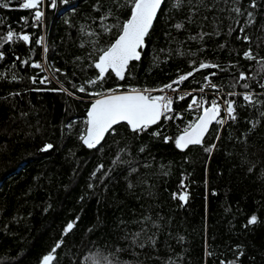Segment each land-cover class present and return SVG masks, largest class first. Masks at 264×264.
<instances>
[{"label": "trees", "instance_id": "1", "mask_svg": "<svg viewBox=\"0 0 264 264\" xmlns=\"http://www.w3.org/2000/svg\"><path fill=\"white\" fill-rule=\"evenodd\" d=\"M20 2L10 0L8 8L0 7V52L4 53L0 60V264H41L61 238L64 243L54 264H88L89 256L103 257L105 264H264V117L259 115L264 105L237 106V121L223 126L218 141L213 129L219 126L214 124L204 140V147L216 144L211 153L200 146L182 151L174 142L164 141L165 136L180 135L193 120L196 112L188 110L192 96L175 101L176 113L183 119L162 122L140 135L118 125L116 134L106 137L103 151L88 149L78 137L95 97L72 85L97 76L90 67L98 55L93 50L106 48L119 34L116 28L105 32L99 16L110 10L106 23L122 24L131 4L129 0H69L67 4L57 0V8L52 9L50 0H43L39 10L45 23L35 27V10L19 8ZM174 2L165 0L141 60L130 65L131 75L119 81L110 74L103 89L98 85L88 91L118 84L125 86L122 90L159 88L201 61L228 70L203 69L180 87L199 89L206 83L205 76L217 72L211 79L224 96L233 90L230 85L241 71L251 75L255 62L242 58L249 45L236 38L238 30L227 35V12H208L198 0L191 4L186 0L179 9ZM258 2L260 7L248 9L255 12L256 24L247 31L253 36V51L264 57V45L257 48L255 43L257 36L264 35L260 31L264 0ZM248 4L243 0V7ZM97 6L101 11L95 10ZM190 8L197 9L191 18ZM217 15L222 21L219 35L215 34L218 22L213 20ZM177 23L184 28L177 30ZM82 26L97 35L87 36ZM9 30L29 34L31 42L14 37L5 43L2 38ZM201 32L208 34L202 40ZM41 37L43 44H37ZM43 55L55 77L49 85L39 83L47 72L31 67ZM23 60L29 64L23 65ZM192 60L196 65H191ZM230 64L237 67L229 68ZM32 77L37 83H32ZM250 83L257 93L264 91L255 80ZM61 85L75 95L54 91ZM206 90L213 93L211 88ZM234 90L246 91L239 85ZM209 94L197 96L209 98ZM232 99L237 105L245 103L240 96ZM250 120L260 121L255 130H250ZM69 123L73 124L70 132ZM156 130L162 135L153 136ZM46 144L54 145L53 149L41 151ZM118 155L121 162L113 165ZM100 164L104 170L92 178ZM185 192L186 203L173 198ZM252 215L257 223L249 225ZM70 222L73 229L63 235Z\"/></svg>", "mask_w": 264, "mask_h": 264}, {"label": "snow or ice", "instance_id": "2", "mask_svg": "<svg viewBox=\"0 0 264 264\" xmlns=\"http://www.w3.org/2000/svg\"><path fill=\"white\" fill-rule=\"evenodd\" d=\"M62 3L67 4L69 0H61ZM131 4V12L128 19L124 20L123 23L117 22L116 24H107L109 16L112 15L111 11L104 12L99 16V24L105 32H111L113 28L118 29L119 34L115 40L106 48L94 49L93 53L98 51V55L95 56L94 62L90 67H94L97 70V76L94 79L85 81L84 84L79 86L73 84L72 87L80 93H85L91 97H95L90 104L87 111V119L83 121L86 125L85 129L79 135V140L88 149H97L103 151V144L106 142V137L109 135L116 134L117 125H126L129 130L140 135L147 132L150 128L155 125H160L162 121H172L176 119H183V114L176 113L174 105L175 101H183L188 96H192V99L188 105L189 111L199 112L200 114L192 122H189L187 127L183 129L180 135L177 137L165 136L164 141L167 143L169 141L174 142L175 147L182 151L188 150L190 147L200 146L204 147L205 137L209 135L210 129L213 124L219 126L213 129L216 133V140L220 139V132L224 125L229 121L236 122L237 116V106L239 107H251L256 108L259 105H264V100L260 97L264 96V91L257 93L250 83V81L255 80L260 89H264V57L258 55V53L253 51L252 43L253 36L247 31L251 29L256 24V14L254 11H249L248 9H257L260 7L258 0H249V4L243 7V0H198V4L202 6L206 11L212 12L215 10L217 13L227 12V17L230 21L228 25L227 35H231L233 32H237V39L242 40L244 43L248 44L249 47L243 52V59L249 62H255V70L251 71V75L241 71L238 77H234L230 88L233 89L221 96V87L212 82L211 77L217 75V72L210 73L209 76H205L204 80L206 83L199 89H194L193 91H198L204 93L206 89L211 88L213 90V98L211 100L206 99L204 96H194L192 92L180 94L179 87H174L182 85L185 81H188L190 77H194L195 73L200 72L203 69H218L220 71H227L228 69L222 68L219 64L209 63L201 61L198 66L193 67L192 71L185 74L178 75L177 79L165 84L159 88L154 89H137L129 88L125 89V86L118 84L114 88L106 90H94L88 91V88H96L99 85L100 89H103V83L109 78L110 74H114L117 80L124 81L127 76L131 75L130 65L134 61L138 62L141 60L143 50L147 47L146 39L153 28L154 21L157 19L158 13L161 12L162 5L165 4V0H129ZM186 0H175L173 3L174 8H181L185 4ZM187 3L191 4L192 0H187ZM43 4V0H21L18 7L24 10H35L34 20L35 25L39 26V22L44 16V12L39 10ZM10 6V0H5L4 3L0 4V7L8 8ZM52 9L57 8V0H50V5ZM96 11H101L100 7L97 6ZM196 8H190V18L192 15L196 14ZM241 18H243V23H241ZM26 19V18H22ZM204 19H207L205 16ZM213 20L217 21V31L216 35L220 34L219 23L222 22L220 17L213 16ZM189 22L191 20L189 19ZM177 30L184 28L183 23H177L174 25ZM82 32H85L87 36L97 35L95 32L85 31L81 28ZM260 31H264V24L260 26ZM207 33H199V39H203ZM17 39L24 43H30L31 37L29 34L24 33H14L9 30L7 35L3 37L5 43L12 42L13 39ZM197 36L191 37L195 40ZM94 43V42H93ZM255 43L257 48L264 45V35H259L255 38ZM37 44H43V37L37 40ZM3 45L0 44V47ZM84 45L81 44V47ZM223 47V45H221ZM48 49L45 46L43 52L47 53ZM163 51V50H161ZM179 52V49H177ZM93 53H89L91 57ZM183 55L184 53H180ZM194 55V54H193ZM4 58V53L0 52V60ZM19 60V57H16ZM155 59H158L156 57ZM23 65H28V60L21 61ZM191 65H196V61L192 60ZM31 67L45 70L44 65L39 62H33ZM237 67V65H229V68ZM55 72H60V69H55ZM260 79H257V78ZM15 79V76L12 77ZM55 78V77H53ZM32 83H37L36 77L31 78ZM48 76H44L39 80V83L46 84L50 83ZM243 82V83H241ZM239 85L246 91L236 92L234 89ZM54 91L67 92L69 95H75V92H69L68 89L61 85L58 89ZM158 92L160 95H153L152 93ZM168 92L176 94L175 97L169 95ZM228 97V98H225ZM242 97L245 102L242 105H237V101L232 99V97ZM223 111L224 115L221 116ZM261 117H264V111L259 113ZM250 125V130H255L259 125L260 121H247ZM73 127L72 123L67 125L69 132ZM153 136L159 137L162 132L159 130L153 131L151 133ZM247 139V137H244ZM54 145L46 144L41 151L47 152L53 149ZM216 148V144L213 143L208 147H204L206 152L211 153ZM124 151V149H121ZM141 152L144 151L143 148L140 149ZM120 161V156L118 155L113 161V165H116ZM104 165L100 164L92 174V178H95L97 173L104 170ZM131 171H136L132 169ZM89 187H92L90 184ZM129 187H132L129 184ZM174 199H179L182 202H187V193L183 194H173ZM257 223V216L252 215L249 220V225H254ZM74 227V223L70 222L66 225L63 235H67ZM136 236L139 233L135 234ZM135 242V239L133 240ZM64 241L61 238L57 241L51 251L44 255L41 260V264H54L57 260V250L60 249ZM154 243V241H153ZM143 247V245H141ZM242 255V253H241ZM88 264H105V259L99 256H89L87 257ZM224 264V262H222ZM235 264V262H231Z\"/></svg>", "mask_w": 264, "mask_h": 264}, {"label": "built area", "instance_id": "3", "mask_svg": "<svg viewBox=\"0 0 264 264\" xmlns=\"http://www.w3.org/2000/svg\"><path fill=\"white\" fill-rule=\"evenodd\" d=\"M44 23H45V19H42V20L39 22V25H41V24L43 25ZM35 27H39V26H35ZM38 62L44 65L45 71L47 72V75H46V76H48L49 79H50V81H51L50 83H46V84H47V85L51 84V83L54 81V78H53V76L51 75V73H50V71H49V68H48V66H47L46 57L43 55V57L41 58V60H39ZM174 87H179L180 94H184V93L192 92V93L195 94L194 96H197V94L200 93V92H198V91H193L194 89H185V88H182V87H180V86H175V85H174ZM204 93L209 94V93H208V90H205ZM152 94H153V95H160L161 93L154 92V93H152ZM168 94H169V95H172L173 97H175V95H176V94L171 93V92H168ZM220 95H221V93H220ZM209 96H210V97H209V98L206 97V99L211 100V99L213 98V93H210ZM221 96H222V95H221ZM173 107L175 108V100H174V105H173ZM175 111H176V110H175ZM199 114H200L199 112H196L192 121H194V120L196 119V117H197ZM223 115H224V113H223V111H222V112H221V116H223ZM192 121H191V122H192ZM162 122H164V124H165V123H167V122H169V121H162ZM162 122H161V123H162ZM183 129H184V128H183Z\"/></svg>", "mask_w": 264, "mask_h": 264}, {"label": "water", "instance_id": "4", "mask_svg": "<svg viewBox=\"0 0 264 264\" xmlns=\"http://www.w3.org/2000/svg\"><path fill=\"white\" fill-rule=\"evenodd\" d=\"M162 7H163V5H162ZM158 15H159V13H158ZM158 15H157V17H158ZM156 21V20H155ZM155 21H154V24H155ZM154 24H153V26H154ZM214 125V124H213ZM213 125H212V127H213ZM118 126V125H117ZM156 126V125H155ZM154 127V126H153ZM212 127H211V129H212ZM210 129V130H211ZM206 138V137H205ZM86 147V146H85Z\"/></svg>", "mask_w": 264, "mask_h": 264}]
</instances>
